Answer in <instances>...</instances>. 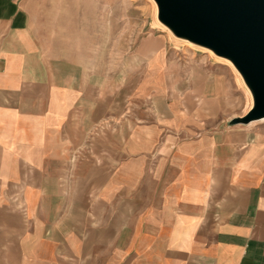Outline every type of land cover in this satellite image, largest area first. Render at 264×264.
Returning a JSON list of instances; mask_svg holds the SVG:
<instances>
[{
  "label": "crops",
  "instance_id": "crops-1",
  "mask_svg": "<svg viewBox=\"0 0 264 264\" xmlns=\"http://www.w3.org/2000/svg\"><path fill=\"white\" fill-rule=\"evenodd\" d=\"M40 3L0 0V264H264V132L225 79L162 36L117 101Z\"/></svg>",
  "mask_w": 264,
  "mask_h": 264
},
{
  "label": "rangeland",
  "instance_id": "rangeland-1",
  "mask_svg": "<svg viewBox=\"0 0 264 264\" xmlns=\"http://www.w3.org/2000/svg\"><path fill=\"white\" fill-rule=\"evenodd\" d=\"M40 1L37 11L50 12L51 19L40 21L41 27L46 24L53 30L52 36H48L50 42L85 71L98 74L101 92L111 91L113 86L117 101L134 87L131 72L144 58L139 57L140 46L155 45L156 39L164 36L173 47L172 54L197 65L204 62L211 68L213 78L218 75L225 79V102L234 118L243 117L250 109L252 94L237 69L213 52L178 39L164 28L158 20L155 0ZM252 124L264 132V121Z\"/></svg>",
  "mask_w": 264,
  "mask_h": 264
},
{
  "label": "water",
  "instance_id": "water-1",
  "mask_svg": "<svg viewBox=\"0 0 264 264\" xmlns=\"http://www.w3.org/2000/svg\"><path fill=\"white\" fill-rule=\"evenodd\" d=\"M158 20L178 39L229 60L253 105L231 124L264 120V0H155Z\"/></svg>",
  "mask_w": 264,
  "mask_h": 264
},
{
  "label": "bare ground",
  "instance_id": "bare-ground-1",
  "mask_svg": "<svg viewBox=\"0 0 264 264\" xmlns=\"http://www.w3.org/2000/svg\"><path fill=\"white\" fill-rule=\"evenodd\" d=\"M157 24V23H156ZM164 28H166V29H168L167 27H165L164 26ZM169 30V29H168ZM170 31V30H169ZM171 32V31H170ZM191 44V43H190ZM222 59V58H221ZM224 61H225V63H227V65L228 66H230V67H232L235 71H236V69H235V67L233 66V64L229 61V60H227V59H224ZM248 91V90H247ZM249 93V92H248ZM252 105H253V99H252ZM252 107V106H251ZM262 122L264 121V120H261Z\"/></svg>",
  "mask_w": 264,
  "mask_h": 264
}]
</instances>
